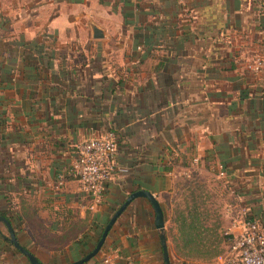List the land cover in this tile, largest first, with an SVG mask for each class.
<instances>
[{
	"label": "crops",
	"instance_id": "0c3cea01",
	"mask_svg": "<svg viewBox=\"0 0 264 264\" xmlns=\"http://www.w3.org/2000/svg\"><path fill=\"white\" fill-rule=\"evenodd\" d=\"M263 51L264 0H0V210L18 242L69 264L143 189L169 251L171 231L187 262L211 259L191 252L200 213L218 208L227 253L241 208L264 224V78L247 69ZM108 131L116 168L91 209L69 169L79 142ZM7 233L0 223V264H29ZM157 235L135 198L91 264H159Z\"/></svg>",
	"mask_w": 264,
	"mask_h": 264
},
{
	"label": "built area",
	"instance_id": "2783aa9c",
	"mask_svg": "<svg viewBox=\"0 0 264 264\" xmlns=\"http://www.w3.org/2000/svg\"><path fill=\"white\" fill-rule=\"evenodd\" d=\"M247 69L264 78V51L257 53L247 63ZM116 152L117 140L113 131L85 138L76 145L69 174L88 196L91 209L100 203L105 184L114 174ZM197 161V158L193 159L194 163ZM64 182L65 175L60 173L57 186ZM239 226V232L233 236L228 252L218 255L215 264H264V224L252 218L246 208H241ZM102 264L115 263L110 255H105Z\"/></svg>",
	"mask_w": 264,
	"mask_h": 264
},
{
	"label": "water",
	"instance_id": "95a60500",
	"mask_svg": "<svg viewBox=\"0 0 264 264\" xmlns=\"http://www.w3.org/2000/svg\"><path fill=\"white\" fill-rule=\"evenodd\" d=\"M93 35L94 37H100L102 35L101 31L93 27ZM138 197H144L146 198L154 211V225L158 233L160 246L162 249V258L164 264H171V260L169 257V250L167 245V236H166V229L164 225V216L162 208L156 199V197L148 190H136L134 192H131L126 199L122 202V204L114 211L112 216L109 218L108 222L105 224L97 242L95 243L94 247L83 257L69 263V264H84L91 260L93 257H95L99 251L101 250L106 237L108 233L110 232L112 226L116 222L117 218L121 215V213L124 211V209L135 199ZM0 223L5 224L7 230H8V238L9 241L13 244V246L21 252L23 255H25L29 262L31 264H43L41 263L34 254H32L27 248L23 247L17 240L14 228L12 227L10 221L6 219L4 216L0 215Z\"/></svg>",
	"mask_w": 264,
	"mask_h": 264
},
{
	"label": "rangeland",
	"instance_id": "374dc122",
	"mask_svg": "<svg viewBox=\"0 0 264 264\" xmlns=\"http://www.w3.org/2000/svg\"><path fill=\"white\" fill-rule=\"evenodd\" d=\"M204 197V196H203ZM202 197V199H203ZM208 211V210H207ZM206 210L202 211V214L200 213V215L205 219L206 222L208 223V227H204L203 225H201L200 222H198L197 226L198 229L201 230L202 226L205 228L203 229V235H204V239L205 242L204 243H199L196 246V251L195 252H191V255L193 256H198V257H211V259L209 258V260H207L205 263L203 264H215V261L217 259V257L214 258V256H218V255H224L226 253H224V248L221 246V243L223 242H231L229 239H226V236L229 235L228 229L226 228L227 225V220L225 215H223L224 213H220V211L218 210V208H215L211 211L207 212ZM3 230H5L4 227H2ZM170 238H171V250L169 251V257L170 260L172 261L173 264H195V263H191V262H187L186 260H189L188 257V252H186L183 249H177L175 247V240L172 239V232H169ZM225 239V240H224ZM224 240V241H223ZM221 246V247H220ZM90 262V263H89ZM91 264V260L87 262V264Z\"/></svg>",
	"mask_w": 264,
	"mask_h": 264
},
{
	"label": "trees",
	"instance_id": "16d2710c",
	"mask_svg": "<svg viewBox=\"0 0 264 264\" xmlns=\"http://www.w3.org/2000/svg\"><path fill=\"white\" fill-rule=\"evenodd\" d=\"M102 194H103V192H102ZM102 202V198H101V201H100V203ZM99 203V204H100ZM0 215L1 216H4L6 219H8L9 221H10V219H9V216L7 215V214H5L3 211H1L0 210ZM11 223V222H10ZM12 225V224H11ZM13 227V226H12ZM103 228H104V226L101 228V232H102V230H103ZM112 229V228H111ZM15 231V230H14ZM8 234V233H7ZM101 234V233H100ZM197 236H199V234L197 235ZM4 237H5V239L7 240V241H9V239H8V235H4ZM99 238V237H98ZM98 238H97V240H98ZM97 240H96V242H97ZM10 242V241H9ZM11 244V243H10ZM16 251H18L17 249H16ZM89 252V251H88ZM88 252H86V253H84L81 257H83L85 254H87ZM153 252L155 253V258H153V261H158L159 262V264H164V262H163V258H162V249H161V246H160V241H159V237H158V235H157V240H156V244H155V249L153 250ZM98 254H100V252L98 253ZM97 254V255H98ZM97 255L95 256V257H97ZM25 257V259L28 261V263L30 264V262H29V260H28V258L26 257V256H24ZM95 257H93L91 260H93ZM104 257V256H103ZM103 257L101 258V264H102V259H103ZM114 260V259H113ZM90 261V260H89ZM114 263H115V260H114ZM84 264H87V262L86 263H84ZM116 264V263H115ZM133 264H136V262L135 261H133ZM171 264H173L172 263V261H171Z\"/></svg>",
	"mask_w": 264,
	"mask_h": 264
}]
</instances>
